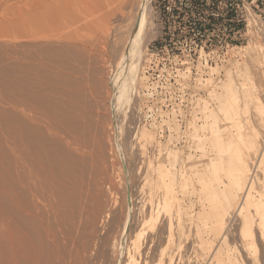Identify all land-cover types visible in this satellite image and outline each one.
Instances as JSON below:
<instances>
[{"label":"rangeland","instance_id":"1","mask_svg":"<svg viewBox=\"0 0 264 264\" xmlns=\"http://www.w3.org/2000/svg\"><path fill=\"white\" fill-rule=\"evenodd\" d=\"M105 2L0 0V110L42 118L78 106L80 122H70L76 138L115 134L104 141L110 155L118 142L114 158L106 156L120 172H111L116 183L126 177L117 184L120 200L131 189L146 198L151 191L164 210L169 192L165 258L158 238L165 219L149 232L158 238L149 254L159 251L155 264H264V223L255 214L264 210V0H153L152 39L122 91L114 80L125 47H110L107 56L98 47ZM15 77L23 87L14 88ZM253 234L258 252L246 240Z\"/></svg>","mask_w":264,"mask_h":264},{"label":"bare ground","instance_id":"2","mask_svg":"<svg viewBox=\"0 0 264 264\" xmlns=\"http://www.w3.org/2000/svg\"><path fill=\"white\" fill-rule=\"evenodd\" d=\"M152 2L153 0H106L107 6L105 5V9L101 8L105 11L104 14L100 12L103 22V26H101L102 39L101 37L100 39L103 46L99 42L98 47H102L101 50H103L104 56L108 55L110 47H113V49L114 46H120L121 49L125 47V50L123 49L125 53L120 55L121 60H119L118 65L116 64L117 75L114 80V83H118L119 86H117L121 91L127 85L124 83L127 80L125 76L128 72L135 71L139 64V54L142 52V46L148 44L152 39ZM87 3L89 2L87 1ZM92 14L94 13L92 12ZM97 14L99 15V13ZM112 20L118 24L113 23L115 24L113 25ZM254 23L257 22L251 20L248 26L252 27ZM120 53H122V50ZM130 58L134 65L133 69L131 65L129 66ZM21 80L15 77L13 80L14 88L20 86ZM38 90L39 92L42 91V89ZM70 95L71 93L68 99H70ZM81 96L80 98H82ZM78 99L79 97L76 100ZM31 100L34 101V99ZM71 100L66 99L65 102L67 103H64L68 107L67 109L72 108L73 102ZM62 104L60 103V105ZM75 107L70 111L59 109L62 112H58V110L49 112L47 110L48 112L40 113L43 114L42 118L38 115H31L30 118L25 114L22 116L15 109L9 113L8 111H2L3 109L0 110V264H96L92 262L94 259L91 260V251L95 253L96 259H103L104 264H155L156 258L154 259V256L159 251L157 250L158 252L154 256H149L154 243L158 245V241L155 240L159 238L161 242L165 241L162 243L164 248L162 251L160 250L161 258H165L167 255L166 247H168L172 236L169 192H166L163 212L154 194L151 191L145 194L147 192L146 187L145 192L144 190L143 192L148 195L147 198L144 195L141 197L138 194L132 195L135 191L131 192V189L127 191L126 197L124 194L123 199L120 200L117 184L122 180L120 182L122 185L126 177L121 179L122 173L119 176L120 172L116 170L117 165L109 161L110 159L107 163V158L111 156L114 158V155H112L114 149H119L118 146V149L114 148V145L116 146L118 142H114V145L111 146L113 148H110L112 152L110 155L106 151L108 145L110 147V143L108 144V141H106L108 144L106 147L104 141L105 137L108 139V136L104 134L106 129L103 133H101V130L98 136L95 134L96 138L89 136L90 140L84 139L86 136H83V139L76 138V135L80 137L79 132L75 133L74 127L76 126L72 127L71 124L74 125L80 119L76 120L79 115L76 112L78 106L76 109ZM86 112L88 116L89 112ZM71 121L75 122L70 123ZM94 122L96 121L92 123ZM99 127L97 130L100 129ZM81 128L83 127L81 126ZM92 128L96 130L93 126ZM85 131L87 132V130ZM80 134L82 135V132ZM213 134L219 138L217 130L213 131ZM114 135L112 136L114 137ZM112 136L108 139L111 140L110 142L114 140ZM92 143L94 146H91ZM107 152L109 157H107ZM86 163H89L90 167ZM109 166H111V169ZM114 166L116 172L113 171ZM89 171L93 173L91 176V172L88 174ZM111 172L113 174L119 173L117 176L120 180L117 183L116 175L113 176ZM228 172L226 175L230 174ZM217 175L216 177L219 179ZM86 176L89 181H87ZM105 187L109 189V191L107 190L109 192L107 201H105L107 195V192L105 195ZM123 188L121 189L123 190ZM255 208L256 217H260L258 222L264 223V210L259 207ZM118 211L120 214L116 218ZM161 218L162 220L165 219V223L162 221L165 225L158 231V238H152L149 232L154 231L153 229L156 226H153V224ZM154 235L157 236V234ZM246 238H248L247 241H252L249 246H253L255 252H258L254 242V234L248 235ZM158 246L154 247L155 251ZM154 249L151 252L152 254L155 252ZM95 256L93 254L92 257ZM98 264L103 263L99 262Z\"/></svg>","mask_w":264,"mask_h":264},{"label":"built area","instance_id":"3","mask_svg":"<svg viewBox=\"0 0 264 264\" xmlns=\"http://www.w3.org/2000/svg\"><path fill=\"white\" fill-rule=\"evenodd\" d=\"M260 1V0H259ZM261 4H262V2H261ZM259 5V4H258Z\"/></svg>","mask_w":264,"mask_h":264}]
</instances>
